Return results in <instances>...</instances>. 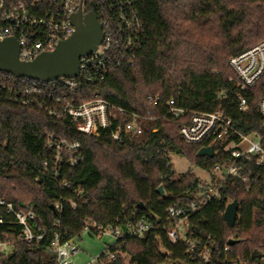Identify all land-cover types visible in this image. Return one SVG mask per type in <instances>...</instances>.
<instances>
[{
    "label": "trees",
    "instance_id": "1",
    "mask_svg": "<svg viewBox=\"0 0 264 264\" xmlns=\"http://www.w3.org/2000/svg\"><path fill=\"white\" fill-rule=\"evenodd\" d=\"M133 1L144 25L136 58L83 91L100 92L139 115L153 109L152 118H138L141 134L123 132L118 141L111 129L86 135L71 118H52L42 108L0 97V197L16 209L33 206L39 229L46 232L40 242H28L20 238L18 225L0 224V235L14 242L0 264H56L50 251L55 235L61 233L65 240L80 237L88 222L111 224L124 232L105 250L112 259L105 251L99 255L108 264H162L168 259L179 264H222L194 259L183 242L174 243L167 235L169 206L195 200L200 181L191 173L175 178L171 155L182 154L205 170L228 160L219 144L212 145L213 157L197 156L201 144L186 142L179 134L190 113L174 116L167 102L174 99L177 107L188 111L224 110L243 133L261 129L264 77L246 91L250 106L242 113L229 60L264 39V0ZM92 9L98 13L91 5L85 10ZM148 96L159 97V103H150ZM48 133L79 140L85 156L77 167L64 162L59 180L53 179ZM64 178L69 183L65 187ZM260 179L249 190L239 181L227 180L220 197L190 219V237L209 239L221 259L229 257L226 264H263L264 171ZM161 184L167 197L158 192ZM234 200L239 216L232 227L223 215ZM141 218L154 227L142 236L129 233ZM6 220L13 221L14 216L8 214ZM88 231L96 234L94 229ZM230 240L236 242L229 244L228 254L224 247Z\"/></svg>",
    "mask_w": 264,
    "mask_h": 264
},
{
    "label": "built area",
    "instance_id": "2",
    "mask_svg": "<svg viewBox=\"0 0 264 264\" xmlns=\"http://www.w3.org/2000/svg\"><path fill=\"white\" fill-rule=\"evenodd\" d=\"M134 4L133 0H0V40L16 38L20 45V60L31 61L45 51L52 52L61 40L74 33L72 15L79 8L86 14L91 11L85 10L89 5L98 10L96 14L105 37L95 51L81 57L80 71L74 78L59 77L50 82L19 77L0 70V97L25 106L42 108L52 118H71L77 122L78 131L86 135H96L101 130L111 129L112 137L118 141L123 132L141 134L143 124L138 118H152L153 109L148 108L139 115L118 107L101 96L100 92L90 95L83 91L87 85L104 80L114 69H120L126 62L132 63L136 58L143 39L144 25ZM229 62L236 75L232 80L238 109L247 113L250 105L245 93L264 77V39L233 55ZM147 100L158 104L160 98L148 96ZM167 105L174 116L190 113L189 121L179 129L182 139L201 144V147L219 144L220 149L228 153V160L207 170L210 179H200L195 200L187 205L173 203L169 206L168 224L165 226L167 235L174 243L183 242L194 259L204 263L220 261L226 264L230 262L229 257L221 259L216 253V246L209 239L190 237V219L220 197L227 180L239 181L246 190L261 180L264 171V121L260 130L243 133L233 117L224 110L188 111L177 107L174 99L169 100ZM259 111L264 117V94L259 101ZM125 115L131 119L124 121L122 116ZM47 138L46 149L53 155L54 180H59V169L64 162L71 167L83 163L85 156L79 140L56 133H48ZM206 142L209 144L206 145ZM61 183L64 187L69 185L65 178ZM15 207L12 202L0 197V224L18 225L21 239L40 242L46 232L45 229H39V216L33 206L26 210ZM56 207L60 208V205ZM8 214L14 216L13 221L6 220ZM153 227L152 222L141 218L129 228V233L142 236ZM91 229L98 235L112 234L116 239L124 235L122 228L111 224L102 226L88 222L85 230ZM13 246L14 242L9 237L0 235V258L11 253ZM231 248L228 244L224 250L229 254ZM50 251L56 255V264H73L72 255L79 251V247L74 239L65 240L58 233L51 242ZM105 253L113 258L109 251ZM233 262L237 261L233 259ZM262 262L264 264V257ZM93 264L108 263L100 261L98 256Z\"/></svg>",
    "mask_w": 264,
    "mask_h": 264
},
{
    "label": "water",
    "instance_id": "3",
    "mask_svg": "<svg viewBox=\"0 0 264 264\" xmlns=\"http://www.w3.org/2000/svg\"><path fill=\"white\" fill-rule=\"evenodd\" d=\"M99 20L95 11L91 10L83 14L82 9L79 8L71 17V23L75 27L74 33L61 40L52 52L45 51L31 61L20 60V45L16 38L7 37L0 40V70L19 77L50 82L59 77L74 78L78 76L81 57L95 51L105 38ZM197 156L213 157L214 149L210 146H203L197 151ZM158 192L163 197L168 196L163 184L159 185ZM238 211L237 200L230 202L225 209L224 220L232 227L237 222ZM235 242V240H230L228 244L233 245ZM162 264L179 263L168 259L166 263Z\"/></svg>",
    "mask_w": 264,
    "mask_h": 264
},
{
    "label": "rangeland",
    "instance_id": "4",
    "mask_svg": "<svg viewBox=\"0 0 264 264\" xmlns=\"http://www.w3.org/2000/svg\"><path fill=\"white\" fill-rule=\"evenodd\" d=\"M171 163L175 178L185 173L194 174L204 180L211 177L207 170L191 164L182 154H172ZM115 240L116 237L112 234L98 235L84 230L80 237H74L79 251L72 255L73 264H93L95 259L106 250L108 244L115 243Z\"/></svg>",
    "mask_w": 264,
    "mask_h": 264
}]
</instances>
